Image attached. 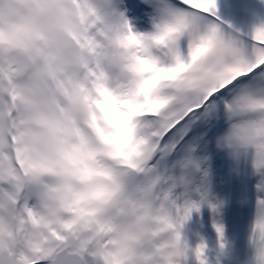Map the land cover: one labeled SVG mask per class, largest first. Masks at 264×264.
<instances>
[{"label":"snow or ice","instance_id":"snow-or-ice-1","mask_svg":"<svg viewBox=\"0 0 264 264\" xmlns=\"http://www.w3.org/2000/svg\"><path fill=\"white\" fill-rule=\"evenodd\" d=\"M256 5L0 0V264H208L182 237L220 207L195 153L221 111L264 117ZM254 173L249 264H264Z\"/></svg>","mask_w":264,"mask_h":264},{"label":"bare ground","instance_id":"bare-ground-1","mask_svg":"<svg viewBox=\"0 0 264 264\" xmlns=\"http://www.w3.org/2000/svg\"><path fill=\"white\" fill-rule=\"evenodd\" d=\"M243 5H248L252 10L258 8L256 2L252 3L251 0H248ZM209 127L211 130L209 135L205 138L207 143H202L197 149L195 155L198 157H207L201 167L202 169H207L209 172L208 181L210 192L212 194L211 198L214 203H219L220 207L218 213H212L207 205L202 206L199 213L193 211L191 218L182 228V237L186 240L189 248H195L196 245L201 242L207 245L205 255L208 264H244L238 251V243H236L232 237L231 228L225 216V213L227 212L225 197L227 195L226 191L228 186L224 183L227 180L226 177L228 176V170L232 168L231 161L224 152L217 150L214 146V137L227 127L222 111L218 114V118H214L209 121ZM237 171H233V169H231V173L233 175L231 176L232 182L230 185L232 186V189L228 190L239 197L240 189L245 191L244 186L246 183H242L241 180H239ZM197 175L199 176V173ZM253 179H256V182H258L260 180V176L259 178L255 177ZM246 193H249L247 198L249 196L256 198V190H248ZM192 198L194 200L199 199V197L195 195ZM238 204L240 221L246 229L248 228L246 232L247 235L251 225L250 222L253 219V208L249 207L245 203H240V201ZM214 221L221 223L224 226L223 249L220 248L217 233L213 228ZM187 264H196L191 255H189Z\"/></svg>","mask_w":264,"mask_h":264},{"label":"clouds","instance_id":"clouds-1","mask_svg":"<svg viewBox=\"0 0 264 264\" xmlns=\"http://www.w3.org/2000/svg\"><path fill=\"white\" fill-rule=\"evenodd\" d=\"M214 146L224 152L233 164L241 161L250 162L253 170L257 164L264 166V117L256 122L236 121L214 137ZM177 182L187 185L189 180L183 173ZM240 203H247V198Z\"/></svg>","mask_w":264,"mask_h":264},{"label":"rangeland","instance_id":"rangeland-1","mask_svg":"<svg viewBox=\"0 0 264 264\" xmlns=\"http://www.w3.org/2000/svg\"><path fill=\"white\" fill-rule=\"evenodd\" d=\"M248 0H230V2L233 5H243L244 3H246ZM252 3L256 2V0H251ZM224 0H221L222 5L224 4ZM222 12H224L225 17L226 18H231L233 15H235V10L234 9H228V8H223L222 7ZM228 166V165H227ZM231 167L228 170V176H224L227 178V180L225 181V185L228 186V189H232V186L230 185L232 182V178L231 176L233 175L231 173V169H233V171H237V176L239 178V180H241L242 183H246L244 186V190L242 191L240 189V195L239 197H237L234 193H231L228 189H227V195L225 197V204H226V208H227V212L225 213L226 219L230 225L231 228V232H232V237L234 238L235 242L238 243V251L241 255V258L244 262V264H249L250 261V257H251V249L249 248V244H248V234L246 235V232L248 230V228L246 229L245 226L243 225V223L240 221V215L238 212V207H239V201H241L242 198L246 197L247 195H249V193H246V191L250 190H256V185L258 182H256V179L254 180L253 178L258 177L259 175L255 174L254 171L252 170V165L250 162H245V161H241L239 164H233V162L231 161ZM250 173H248V172ZM248 182V183H247ZM255 198H252L251 196H249L247 198V203H245L246 205H248L249 207L253 208V202H254ZM224 206V204H223ZM252 223V220L251 222ZM249 226V225H248Z\"/></svg>","mask_w":264,"mask_h":264}]
</instances>
